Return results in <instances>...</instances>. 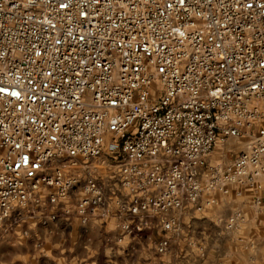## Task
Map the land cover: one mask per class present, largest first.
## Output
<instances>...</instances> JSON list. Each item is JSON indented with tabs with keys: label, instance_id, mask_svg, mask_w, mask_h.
<instances>
[{
	"label": "built area",
	"instance_id": "obj_1",
	"mask_svg": "<svg viewBox=\"0 0 264 264\" xmlns=\"http://www.w3.org/2000/svg\"><path fill=\"white\" fill-rule=\"evenodd\" d=\"M219 137L245 139L227 168ZM263 177L264 0H0V244L111 226L164 256L181 215Z\"/></svg>",
	"mask_w": 264,
	"mask_h": 264
},
{
	"label": "crops",
	"instance_id": "obj_2",
	"mask_svg": "<svg viewBox=\"0 0 264 264\" xmlns=\"http://www.w3.org/2000/svg\"><path fill=\"white\" fill-rule=\"evenodd\" d=\"M215 207L214 203L206 208L207 212L205 210L203 213L181 215L180 232L171 234L169 249L174 247L184 249L186 247L184 238L192 240L191 235H231L225 226L226 218L216 217L215 212H212ZM242 222L244 221L240 223ZM262 230L264 231V221ZM235 231L237 230L230 233L240 235ZM106 232L113 233L112 227L92 226L83 231L75 227H58L52 223L37 226L32 228V234L25 238L11 237L0 244V264H8L6 252L14 248L21 250L20 257L24 258L22 264H40L41 261L51 264H158L159 256L152 250V245L159 239L154 231L147 229L146 233L149 235H143L141 241L133 244V250H126L125 253L119 251L113 244L106 243L107 239L114 241L116 237L104 235ZM176 236L178 237L175 238ZM36 240L42 244L39 250L32 246Z\"/></svg>",
	"mask_w": 264,
	"mask_h": 264
},
{
	"label": "rangeland",
	"instance_id": "obj_3",
	"mask_svg": "<svg viewBox=\"0 0 264 264\" xmlns=\"http://www.w3.org/2000/svg\"><path fill=\"white\" fill-rule=\"evenodd\" d=\"M244 148V138L226 140L219 137L208 158V165L227 168ZM212 198L216 204L212 212L216 217L227 219L235 212L241 213L244 222L230 230H237L235 233L240 235L230 232L228 234L231 235H191L193 243L202 245V253L197 252L196 246L174 247L157 258L158 264H264V177L257 179L252 186L239 180L229 186L226 195L216 193ZM38 244L41 242L36 240L32 246L39 250L42 244L39 247ZM20 253L18 248L9 249L6 252L8 264H22L24 258ZM40 264L51 263L41 261Z\"/></svg>",
	"mask_w": 264,
	"mask_h": 264
},
{
	"label": "snow or ice",
	"instance_id": "obj_4",
	"mask_svg": "<svg viewBox=\"0 0 264 264\" xmlns=\"http://www.w3.org/2000/svg\"><path fill=\"white\" fill-rule=\"evenodd\" d=\"M129 211L131 212H138L140 211L139 209H137L135 206H133L131 209H129ZM131 219V217H129Z\"/></svg>",
	"mask_w": 264,
	"mask_h": 264
}]
</instances>
